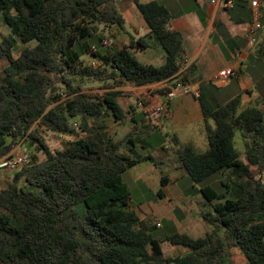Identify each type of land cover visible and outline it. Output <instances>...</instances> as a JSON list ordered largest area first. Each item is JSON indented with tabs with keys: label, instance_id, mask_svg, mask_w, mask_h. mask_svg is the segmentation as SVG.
Here are the masks:
<instances>
[{
	"label": "trees",
	"instance_id": "trees-1",
	"mask_svg": "<svg viewBox=\"0 0 264 264\" xmlns=\"http://www.w3.org/2000/svg\"><path fill=\"white\" fill-rule=\"evenodd\" d=\"M117 1L0 0V21L8 28L0 32V58L8 62L0 77V158L21 139L34 141L45 156L34 157L0 189V264H235L233 248L245 264H264V109L252 104L239 110L238 96L209 105L200 85L208 148L176 150L210 207L199 212L210 230L198 237H155L156 225L130 207L122 174L143 161L157 165L135 149L149 142L128 132L127 152H120L123 141L106 136L95 120L125 119L120 83L141 87L175 80L173 87L189 82L191 67L179 72L183 38L165 28L171 14L158 1L134 2L148 25L147 38L164 52L162 64L137 59L135 48L150 47L144 38L112 51L82 42L95 36L102 44L103 32L123 27ZM261 46L257 52L264 61ZM85 53L93 56L90 63L82 60ZM88 82H103L102 94L84 92L81 85ZM39 129L70 138L51 151ZM237 136L243 152L236 148ZM214 175L221 176L219 189L209 182ZM167 182L161 175L160 186ZM157 194L162 197L161 189ZM163 241L185 250L165 256Z\"/></svg>",
	"mask_w": 264,
	"mask_h": 264
},
{
	"label": "crops",
	"instance_id": "crops-1",
	"mask_svg": "<svg viewBox=\"0 0 264 264\" xmlns=\"http://www.w3.org/2000/svg\"><path fill=\"white\" fill-rule=\"evenodd\" d=\"M134 1L140 3L158 1L168 9L171 18L165 25V28L181 33L183 38V54L190 61L191 70L189 72L194 75L193 83L200 86L205 81H209L214 73L223 68L233 66L237 69V73L234 76L235 80H226L222 87L225 90L231 89L233 93L221 103L238 96L240 101L239 110H242L247 106L255 104V102L264 101V61L259 58L257 48L249 46L243 36L244 30L252 20L249 0H235L233 6L228 10L211 4L210 0H118L116 7L124 19V24L122 28L118 26L111 28V46L113 47L110 50L119 49L122 46L128 45L131 41H136L145 36L144 39L149 42L150 47L145 49L135 48V51L144 57L141 63L158 66L164 61V52L158 45L147 38L148 25ZM191 1L197 5L198 12L196 9H190L187 12L178 14L171 13L172 4ZM260 9L262 18L258 42L264 46V3L260 6ZM151 48H153L152 51L146 52ZM237 50L239 53L235 55ZM174 82L175 80H170L141 87L127 84L126 88L131 92L130 99L134 98L135 101L138 100L144 103H155L160 97H158L159 95L151 94L150 90L154 88H170ZM203 88L206 95H209L213 91L209 86H205V84ZM139 93H144L145 98L136 99L135 96L139 95ZM210 97L214 98V92ZM126 101L122 95L118 98V103L126 112L125 118L134 122L132 126L138 125L143 128V134L146 137L147 135H151L152 125L156 124L159 129V123L164 121L162 118L160 121H157L155 113L149 112L147 114L138 107V109L135 108L134 110L133 108L132 110L134 111H131L127 109V103H131L132 101H129V99ZM258 106L264 109L263 104L261 106L259 104ZM159 115L161 116V114ZM162 116L164 119H167L172 135L167 141L168 145H160L154 154L151 152L145 153L150 154L156 164H158L157 158L160 155H164L163 148L173 147L174 150H177L178 148L190 145L196 152H203L208 148L205 119L197 98L184 96L172 100L168 111ZM237 149L240 150L239 148ZM171 153L170 149L168 154ZM139 164L146 165L140 171L145 181H153L152 184L155 186L159 177L160 183V169L158 165L150 161H143ZM177 165L176 170H167L171 174L168 178V182L170 183L183 175H188L179 160ZM166 187L167 184L157 189L156 193L161 189L162 197L158 195L159 199H164L167 194H171L173 197H181L187 193L186 189L183 190L177 186L171 193ZM173 222L176 225L179 221L176 219ZM197 222L199 221L197 220Z\"/></svg>",
	"mask_w": 264,
	"mask_h": 264
},
{
	"label": "rangeland",
	"instance_id": "rangeland-1",
	"mask_svg": "<svg viewBox=\"0 0 264 264\" xmlns=\"http://www.w3.org/2000/svg\"><path fill=\"white\" fill-rule=\"evenodd\" d=\"M190 9H196V11L198 12L197 5L193 1L180 4L175 3L171 6V13L178 14L181 12H187ZM0 32L2 34L8 33V28L1 21ZM259 33L260 29L258 32L257 41L252 46V48H257L259 44ZM103 34L109 42L107 46H103L102 44H100L97 40L98 38L95 36L87 37L83 39L82 42L95 45L97 50L109 51L110 48L113 47L111 46L112 37L107 31L103 32ZM144 37L145 36H143V38ZM20 49L21 45L18 44L14 49V56H17ZM152 50L153 48L147 50L146 52H150ZM135 55L140 62L144 60V57L141 54H137V52H135ZM81 58L82 60L86 61V63H90L93 59V56L90 53H85L81 56ZM7 63L8 62L4 57L0 58V77L2 69L7 65ZM234 78L235 77L233 76L223 80L218 79L204 82L205 86H209L213 90L212 93L206 95L209 105L221 103L225 101L230 94L233 93L231 89L225 90L222 89V87L226 80L232 81L235 80ZM187 79L189 82L193 83V73L189 72L187 74ZM103 84V82H88L82 84L81 86L84 92L93 95L96 93L102 94L104 90V88L102 87ZM126 86L127 83H120L117 89L122 91V96L125 98V101L128 99L129 101H132L131 103H127V109L134 111L135 108L138 107L136 106L138 100L135 101L134 98L130 99L131 92L127 90ZM157 89L158 88L151 89V94H155L157 92ZM213 92L214 98H211L210 96L213 94ZM135 97L136 99L145 98L144 93H139V95ZM255 104H260L261 106L262 104L264 105V101L255 102ZM132 108H134V110H132ZM155 117L157 121H160L161 118L164 121L162 123H159V129L157 128L156 124L152 125V133L151 135H147V137L143 134V128L138 125L132 126L134 122L126 118L120 122H115L112 117H106L102 120H95V123L97 124V126H100L102 128V132L105 133L106 136L110 137L112 140L123 141V143L120 145V152H127L124 137L128 132H134L136 135H139L143 143L146 144L149 142V144H151V146L147 147L146 149H142L139 145H137L136 149L138 150V152L141 154L149 152L154 154V152L160 145H168L167 141L172 135L167 119H164V117L162 115L160 116L158 113H155ZM73 121V123L78 122L77 119ZM75 127L77 132H79L80 130L77 129V126ZM79 134H81V132H79ZM37 135L43 138L45 144L49 147L51 151H54L56 149H62L65 143L70 138L69 136L63 134H54L51 132H47L44 129H39L37 131ZM17 144H22V146L27 149L30 155V162H33L34 157H36L38 161L44 159V154L39 150L38 145L35 144L34 141L28 139H21L15 145ZM235 145L237 148L240 149L241 152L244 151V142L240 136H237L235 138ZM170 149L172 153L168 154V151ZM163 152L164 155H160L157 158V165L160 169V177L161 175H164L169 178L171 174L167 170L177 169L178 157L176 156L177 153L173 147H167L165 149L163 148ZM241 158L245 160L243 156ZM23 166H21L20 168H22ZM145 166V164H138L135 167L127 169L122 174V179L127 184L131 194L130 207L137 212L141 219H150L151 222L156 225V228H154V230L152 231L153 236L163 237L168 234L179 232L189 234L190 236L198 237L203 236L207 231H209L210 227L199 216V212L201 210H210L209 205L204 204L205 201L199 191V185L196 184L193 187V185H191L193 184V182L191 181L190 177L188 175H183L177 178L176 180L172 181L171 183L167 182L166 189L172 193L174 188L177 186L183 190L186 189V195L181 197H173L171 194H167L164 199H159V196L156 193L157 189L161 188L159 183V177L155 186L154 184H152L153 181H145L143 176H141L140 172ZM20 168L13 171L0 169V189L4 188L7 185V183L11 180L14 172L18 171ZM251 168L254 171H257L255 166H252ZM261 178L264 181V171L261 173ZM220 179V175H214L209 180V182L214 185L217 189H219L220 187L218 181ZM184 214H186V216H184ZM176 219L179 222L175 225L173 221H175ZM197 220L199 222H197ZM162 248L165 256H174L177 253L183 252L185 250L184 247L171 245L168 241L162 242ZM231 255L232 260L235 262V264H245V258L237 249H231Z\"/></svg>",
	"mask_w": 264,
	"mask_h": 264
},
{
	"label": "built area",
	"instance_id": "built-area-1",
	"mask_svg": "<svg viewBox=\"0 0 264 264\" xmlns=\"http://www.w3.org/2000/svg\"><path fill=\"white\" fill-rule=\"evenodd\" d=\"M235 0H210V3L216 6L221 7L222 9L228 10L230 9ZM264 3V0H249L250 8H251V16L252 20L244 30L243 36L247 41L249 46H253L257 41V36L259 29L261 27V18L262 13L260 6ZM108 41L105 39L102 41V44L107 46ZM239 51L235 52V55H238ZM97 62H92V65H96ZM190 66V61L186 56H183L179 61V72L185 71ZM237 73V69L235 67H226L218 72L214 73L210 80H218V79H227L229 77L235 76ZM184 96H191L193 98H198L200 96V86L196 83L186 82V83H178L176 86L170 87L168 91L158 96L159 100L155 103H144L142 101L137 102L138 108L146 112L150 113H159L164 115L170 106L172 100L176 98H181ZM30 161L29 152L22 144L13 145L11 151L4 157L0 158V169L5 170H16L21 166L27 164Z\"/></svg>",
	"mask_w": 264,
	"mask_h": 264
}]
</instances>
